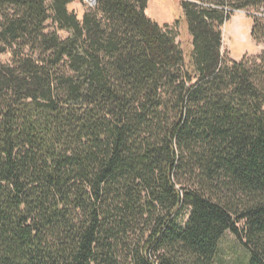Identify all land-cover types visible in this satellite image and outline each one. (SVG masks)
Here are the masks:
<instances>
[{
  "label": "trees",
  "instance_id": "trees-1",
  "mask_svg": "<svg viewBox=\"0 0 264 264\" xmlns=\"http://www.w3.org/2000/svg\"><path fill=\"white\" fill-rule=\"evenodd\" d=\"M75 2L0 0V264H226L228 232L264 264V48L222 56L264 0H182L189 54L149 0Z\"/></svg>",
  "mask_w": 264,
  "mask_h": 264
},
{
  "label": "rangeland",
  "instance_id": "rangeland-1",
  "mask_svg": "<svg viewBox=\"0 0 264 264\" xmlns=\"http://www.w3.org/2000/svg\"><path fill=\"white\" fill-rule=\"evenodd\" d=\"M51 7L53 0H46ZM200 3V0H191ZM182 0H149L147 14L160 24H169L177 35V42L180 43L186 54L192 49V37L188 30L187 21L181 8ZM96 0H84V4L75 2L71 8L79 16L83 11L93 7ZM50 15H53L50 12ZM257 15L253 11L235 10L229 20L222 25L223 46L222 56L225 60H241L242 58L254 57L261 53L264 45L258 44L251 38V28L253 24L252 16ZM179 21L176 23V21ZM48 26H54L53 20L48 22ZM56 26V25H55ZM62 38L69 36L68 31H60ZM11 53L0 55V61L8 63L11 60ZM220 249L226 264H247L250 252L243 243L231 232L225 234L220 241Z\"/></svg>",
  "mask_w": 264,
  "mask_h": 264
},
{
  "label": "water",
  "instance_id": "water-1",
  "mask_svg": "<svg viewBox=\"0 0 264 264\" xmlns=\"http://www.w3.org/2000/svg\"><path fill=\"white\" fill-rule=\"evenodd\" d=\"M94 2H95V0H94Z\"/></svg>",
  "mask_w": 264,
  "mask_h": 264
}]
</instances>
